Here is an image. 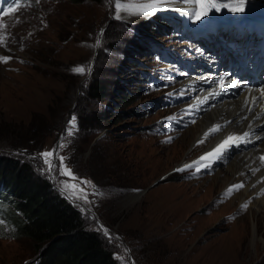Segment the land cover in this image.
Wrapping results in <instances>:
<instances>
[{
  "label": "rangeland",
  "instance_id": "obj_1",
  "mask_svg": "<svg viewBox=\"0 0 264 264\" xmlns=\"http://www.w3.org/2000/svg\"><path fill=\"white\" fill-rule=\"evenodd\" d=\"M195 10L174 17L122 11L117 18L115 0H0V57H10L0 60V155L14 141L21 146L30 139L33 121L38 129L31 131L33 142L42 145L26 155L50 180L52 172L39 154L52 151L59 140L66 145L59 156L77 179L92 185L73 190L77 196L83 195L79 189L87 192L90 203L61 190V181L72 180L60 175L58 158L52 184L80 211L86 228L100 235L117 264H264V222L256 230L257 245L248 209L233 206L234 193L225 196L228 186L213 181L231 166L236 150L228 149L199 172L176 170L200 158L209 142L193 141L201 115L187 109L190 97L183 88L205 63L191 38L194 27L183 20H194ZM76 67L85 71L74 72ZM91 77L106 81L101 101L88 98ZM78 105L104 116L97 131L76 133L72 112ZM72 117L76 126L69 136ZM73 142L82 149L78 169L66 156ZM9 212L0 205V264H29L34 247L17 233ZM101 225L118 239L110 240Z\"/></svg>",
  "mask_w": 264,
  "mask_h": 264
},
{
  "label": "bare ground",
  "instance_id": "obj_2",
  "mask_svg": "<svg viewBox=\"0 0 264 264\" xmlns=\"http://www.w3.org/2000/svg\"><path fill=\"white\" fill-rule=\"evenodd\" d=\"M244 2L246 3H243L242 11H232L231 8L240 7V3H231L229 4L230 7L225 8L223 11L221 10L222 7L220 11L210 10L208 15L202 17L199 21L190 20L188 17L183 18V20L189 26L194 27L196 32H200L198 30L199 23L202 24L206 19L204 23L205 29L201 31L203 32L210 29L207 26L211 24L212 28H215L220 23L231 21L237 24H245L248 21L258 19L264 14V5L253 4L254 1L250 2L249 0ZM144 3H151V0ZM217 3L219 2L217 1ZM193 9H195V6L190 5L187 0H168L167 3L154 9L152 14L162 12L174 17L178 11H191ZM258 9L259 11L256 12ZM218 47L220 46L218 45ZM196 55L199 56V54ZM218 64V59L209 56L207 63L205 62L203 67L198 68L191 77L184 80L183 88L188 97H190V100L185 105L191 111L200 112L201 121L197 126L193 141L197 142V146L209 141L206 149L202 152V156L213 151L228 135L239 136L246 131L251 133L246 142L228 148L235 149L236 156L234 159L232 158L231 166L218 173L215 178L213 177V181L221 184V186H228V188L234 184H243L242 188L233 191V199L237 200L233 206L248 203L247 209L251 215L253 236L258 245L260 237L256 235V230L259 223L262 224L264 222V193L261 191L264 189V162L260 160V157L264 156V115L260 114L261 106H264V97H261L259 91L264 89V79L262 77L254 87L243 85V79L238 82V87H228L227 85L233 82L231 76L222 71L216 72ZM225 70H227L226 65ZM221 77L225 78V86L223 88L220 86ZM253 96L258 98V103L252 102ZM245 97L249 101L248 104H244ZM249 107H251L252 111L248 110ZM257 116L260 118L257 119ZM217 125L221 126L220 129L212 132L211 129ZM200 141L203 142L200 143ZM197 160H199V157L194 159V161ZM213 160L208 158L205 162L209 163L210 161L212 163ZM184 163L188 164L190 162ZM229 204L230 209L232 203L230 202Z\"/></svg>",
  "mask_w": 264,
  "mask_h": 264
},
{
  "label": "trees",
  "instance_id": "obj_3",
  "mask_svg": "<svg viewBox=\"0 0 264 264\" xmlns=\"http://www.w3.org/2000/svg\"><path fill=\"white\" fill-rule=\"evenodd\" d=\"M107 92L103 79L93 78L87 85L91 100L101 101ZM72 113L77 118L76 133L83 131L84 135L90 130L97 131L101 127L98 123L104 120L100 111L88 112L84 106L79 108L78 105ZM32 123L30 139L21 146L20 141H14L9 151L0 155V205L10 208L8 214L15 221L17 233L34 247L35 258L29 264H117L100 235L86 228L80 211L55 189L47 174L36 170L35 163L27 157V153L39 152L42 145V142H33L35 133L31 131L38 129H33ZM52 128L57 131L59 126ZM77 146L73 142L72 154H66L75 169L79 168L82 156V149Z\"/></svg>",
  "mask_w": 264,
  "mask_h": 264
},
{
  "label": "snow or ice",
  "instance_id": "obj_4",
  "mask_svg": "<svg viewBox=\"0 0 264 264\" xmlns=\"http://www.w3.org/2000/svg\"><path fill=\"white\" fill-rule=\"evenodd\" d=\"M14 2H16V0H14ZM36 2L38 3L39 0H36ZM168 0H151V3H122L121 0H115V9H116V13H117V18H119V14L124 11V12H130V13H138V14H142V15H151L152 11L154 9L159 8L161 5L167 3ZM187 2L189 4H192L195 6V13H194V20L199 21L201 20L202 17L207 16L209 11L212 9H215L216 11H220L221 7H225L228 8L230 7L229 4H223L220 5L217 3V0H187ZM240 2V7H232L231 10L232 11H242L243 10V3L244 0H239ZM109 3H112V0H109ZM9 11H12V9H9ZM0 27H3L2 24H0ZM4 37L0 36V42H3ZM97 43H99V40H97ZM8 59H10V57H0V60L3 61H7ZM74 72L77 73H83L85 71L84 67H76L73 69ZM220 86L223 88L225 86V78L221 77L220 78ZM228 87H238V83L233 81L232 83L227 85ZM260 94L261 97H264V89H260ZM252 102L253 103H258L259 100L257 97L253 96L252 97ZM249 101L247 99V97H245L244 99V104H248ZM249 111H252L251 107H249L248 109ZM261 115H264V106H261V111H260ZM257 119H259L260 117L257 116ZM166 119H174L173 117H167ZM247 119V118H245ZM75 121L76 118L72 117L69 121L68 124L70 125L69 129H68V135L71 136L75 130ZM220 125H217L216 127H214L213 129H211L212 132L218 131L220 129ZM249 127H251V125H249ZM250 132H244L242 135L236 136V135H228L222 143L218 144L213 151L206 153L204 156H201L199 158V160L197 161H193L192 164H185L183 166V168H178L176 169L177 171H183L184 169H189V168H193L195 167L196 172H199L202 168H206L208 166H210V161L209 163H201L202 161H206L208 158L211 159H218L220 158L225 151L228 150V148L232 147V146H236L239 143H244L246 142L247 138L250 136ZM207 135V134H206ZM171 139V138H169ZM203 141H200V143H202ZM66 145L64 144H60L57 146L56 149H53L52 151H47V152H43L39 154V157H43L44 158V163L48 166V171L49 173L53 172L56 168H57V164L54 157V153L56 155V157L59 159V171H60V175L62 176H68L71 178V180H76L77 178L72 174V171L70 168H68L64 161L66 160V157L63 156H59L58 153V149L65 147ZM260 160L262 162H264V156L260 157ZM80 183H83L85 185H90L91 181H80ZM61 184L63 185V187L61 188L62 191H66L69 192L70 196H77V191L73 190V189H77L78 185L75 184H70L64 181H61ZM95 186L93 185V188ZM243 187V184H234L231 185L229 188H227L225 190L224 195L225 196H230L232 194L233 191L235 190H239L240 188ZM262 193H264V189L261 190ZM79 192L83 193L82 196H77V198L79 199H84L86 203H90V201H87V196L88 193L85 192L83 189H79ZM250 202V201H249ZM248 207V203H244L241 205L242 209H247ZM85 209L82 208V211H84ZM101 228H103V226H100ZM104 234L106 236H109V239H118V237H113L110 233L109 230L107 228H103Z\"/></svg>",
  "mask_w": 264,
  "mask_h": 264
},
{
  "label": "water",
  "instance_id": "obj_5",
  "mask_svg": "<svg viewBox=\"0 0 264 264\" xmlns=\"http://www.w3.org/2000/svg\"><path fill=\"white\" fill-rule=\"evenodd\" d=\"M101 136H102V133L98 134V135L94 138V140H97V139L100 138ZM59 141H60V140H59ZM59 141H57V143H56L54 149H56L57 146L59 145ZM53 158L55 159V161H56V163H57V157H56L55 153H54V157H53ZM53 172H54V171H53ZM53 172L51 173V177H50V182H51V183H52ZM163 178H164V177H160V178H158V179H157L154 183H152L149 187H152L153 185L159 183L160 181L163 180ZM143 191H144V190L139 191L140 194H141Z\"/></svg>",
  "mask_w": 264,
  "mask_h": 264
},
{
  "label": "built area",
  "instance_id": "obj_6",
  "mask_svg": "<svg viewBox=\"0 0 264 264\" xmlns=\"http://www.w3.org/2000/svg\"><path fill=\"white\" fill-rule=\"evenodd\" d=\"M81 180L76 179V180H72V184L78 185V188H87V190H90L92 188V185H85L83 183H80Z\"/></svg>",
  "mask_w": 264,
  "mask_h": 264
}]
</instances>
